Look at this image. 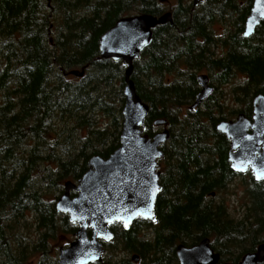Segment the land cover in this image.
Masks as SVG:
<instances>
[{
  "label": "trees",
  "instance_id": "1",
  "mask_svg": "<svg viewBox=\"0 0 264 264\" xmlns=\"http://www.w3.org/2000/svg\"><path fill=\"white\" fill-rule=\"evenodd\" d=\"M172 1L171 23L151 29L130 74L148 107L143 132H154L155 119L167 121L163 189L153 221L137 219L128 230L109 226L113 238L103 243L102 257L120 249L148 264H176L177 242L208 237L221 259L235 261L229 249L253 235V223L264 226V179L242 174L244 217L237 222L223 202L206 198L234 175L227 140L214 125L237 112L250 117L253 95H264V19L243 37L252 0H202L196 7L191 0ZM161 2L0 0V264H24L34 254L35 264H56L49 240L58 231L73 237L76 224L55 211L54 199L64 181L76 182L85 172L91 155L105 158L118 146L121 127L125 65L99 57L98 37L120 17L161 14ZM216 22L228 23L224 34L213 33ZM214 47L222 49L220 55ZM81 68V76L69 74ZM199 72L215 89L239 74L242 82L231 93L242 107L226 108L212 93L203 109L189 110Z\"/></svg>",
  "mask_w": 264,
  "mask_h": 264
},
{
  "label": "water",
  "instance_id": "2",
  "mask_svg": "<svg viewBox=\"0 0 264 264\" xmlns=\"http://www.w3.org/2000/svg\"><path fill=\"white\" fill-rule=\"evenodd\" d=\"M162 1V0H160ZM202 0H191L196 7ZM264 19V0H252L244 21L243 37L253 33ZM171 23L170 11L155 16L139 13L118 18L112 26L98 37V53L103 59L120 60L123 71V104L118 146L105 158L91 155L87 169L76 180H66L63 191L54 200V209L66 215L76 224L73 239L60 246L56 264H92L101 260L102 242L112 239L109 226L119 222L124 230L137 218L154 220V204L160 191L157 159L163 153L160 145L168 139V130L163 128L151 136L143 133L148 107L136 94L130 74L132 62L146 47L156 25ZM79 77L83 68L70 70ZM199 90L194 95L190 110L199 107L213 92L204 73L196 75ZM252 113L247 118L237 113L232 120H219L215 130L229 142L227 160L232 171H249L255 181L264 179V95L256 93L251 100ZM154 125H165V119L153 120ZM249 130V131H248ZM74 192L73 196L69 191ZM179 264H216L218 254L203 238L192 246H176ZM264 259V244L255 252L244 254L236 264H255ZM223 264H233L225 262Z\"/></svg>",
  "mask_w": 264,
  "mask_h": 264
},
{
  "label": "rangeland",
  "instance_id": "3",
  "mask_svg": "<svg viewBox=\"0 0 264 264\" xmlns=\"http://www.w3.org/2000/svg\"><path fill=\"white\" fill-rule=\"evenodd\" d=\"M164 7V11H170V5L172 7V5L174 4V1L172 0H163ZM228 23H224V22H216L212 25V29H213V33L218 36V35H222L224 34V30L227 28ZM214 54L215 55H220L222 52V49L214 47L213 48ZM239 74L234 73L232 75V77L228 80V82L226 84H219L218 87L215 89V91L213 92L214 94H217L221 97L222 99V104L224 106H226V108H233V109H238L241 108L242 105H240L242 102L240 100L236 99V96L234 94L231 93V87L234 86V84L238 83V82H242V79L239 78ZM220 92L222 94H220ZM187 108L184 107L180 114H182ZM203 109L202 106H199L197 108V110H201ZM222 114H227V111L224 109H221ZM234 115H232L231 117H233ZM230 118V117H229ZM167 127V125H166ZM161 126L156 127L154 129L155 130H161ZM243 176V175H242ZM245 179V180H244ZM242 179V177L240 178L239 176H236L234 178V180L231 181V184L228 185L227 187V191L228 194L226 195V202L228 203V205L231 207L230 208V214L233 217L239 216L241 211H242V206L244 205L245 202V197H243V189L245 188V181L247 178ZM31 232L32 228H30ZM146 237H149L148 235H145ZM70 240H72V236H68L67 234H65L64 232H56L54 237L52 239L49 240V251L50 253H53L55 255L56 258V253H57V249L60 246H63L65 244H67ZM36 256L37 254H34L32 257H29L27 259V261L24 264H35L36 262ZM129 258V253L126 254L125 251L120 250V249H112L109 252L108 257L106 256L105 258L101 259V263L100 264H107V261L109 262H113L115 260H120V259H127Z\"/></svg>",
  "mask_w": 264,
  "mask_h": 264
},
{
  "label": "flooded vegetation",
  "instance_id": "4",
  "mask_svg": "<svg viewBox=\"0 0 264 264\" xmlns=\"http://www.w3.org/2000/svg\"><path fill=\"white\" fill-rule=\"evenodd\" d=\"M169 23V22H168ZM199 73H203V72H199ZM198 73V74H199ZM204 74H206L205 72H204ZM207 75V74H206ZM207 77H208V75H207ZM197 83V82H196ZM208 83H209V77H208ZM209 85H211L210 83H209ZM198 86V85H197ZM212 86V85H211ZM213 87V86H212ZM198 90H199V87H198ZM215 91V88L213 87V92ZM212 92V93H213ZM211 93V94H212ZM202 103V102H201ZM201 105V104H200ZM252 107V106H251ZM198 108V107H197ZM190 110V109H189ZM237 113H242V112H237ZM236 113V114H237ZM251 113H252V110H251ZM236 114H234V116L233 117H230V118H227V119H220V120H232V119H234V117L236 116ZM247 117V116H246ZM250 117H251V115H250ZM250 117H247V118H250ZM219 121V120H218ZM167 122V121H166ZM216 124V123H215ZM160 125H158V126H156V127H159ZM162 128L161 129H163V128H165L166 127V125L165 126H161ZM214 128H215V125H214ZM167 130H168V128H167ZM155 131H159V130H155ZM154 131V132H155ZM249 131V130H248ZM153 132V133H154ZM218 132V131H217ZM152 133V134H153ZM220 133V132H219ZM222 134V133H221ZM151 136V135H150ZM225 137V136H224ZM225 139H226V137H225ZM168 140V139H167ZM227 140V139H226ZM165 145H168L167 144V141L164 143V144H162V145H160V149H161V151H162V153H163V155H162V157L164 156V146ZM226 161H227V163H228V167H229V162H228V160H227V152H228V148H229V142H228V140H227V142H226ZM162 157L161 158H159V159H157V166H156V171L158 172V184H159V186H160V191H159V193L162 191V183H160V177H161V172H164V170H165V167H164V164H162L161 162H160V160L162 159ZM164 167V168H163ZM168 168V167H167ZM229 169H230V167H229ZM231 170V169H230ZM232 171V170H231ZM233 173H234V175H233V178H232V180H234V178L236 177V176H239L240 178L242 177V174H244V173H237V172H234V171H232ZM251 174V173H250ZM163 180H164V177H163ZM231 180V181H232ZM260 181V180H259ZM231 184V182L229 183L228 182V184L225 186V188H223V190L220 192V193H218V194H216L215 195V193L214 192H210V194L206 197V198H212V202H223V204L226 206V211L228 212V214H229V217L231 218V219H233L234 221H239V220H242L243 219V217H244V205L242 206V211H241V213H240V215L239 216H236V217H233V216H231V214H230V206L228 205V203L226 202V195L228 194V191L226 190L227 189V187H228V185H230ZM158 193V194H159ZM158 194H157V196H158ZM157 196H156V198H157ZM156 201V200H155ZM137 219H141V218H137ZM137 219H135L130 225H129V227H128V229L133 225V223L137 220ZM142 220H147V219H142ZM147 221H150V220H147ZM114 223H119V222H114ZM113 224V223H112ZM119 225H120V227L122 228V226H121V224L119 223ZM246 225V224H245ZM123 229V228H122ZM128 229H126V230H128ZM124 230V229H123ZM143 232H145V231H143ZM143 232H142V234H143ZM252 233H253V235L252 236H250V237H248V236H246V238H241L240 239V241L242 242V243H240V241L238 242L240 245H241V247L239 248V249H237V248H230L229 249V251H230V254L232 253L231 251H233L234 253H235V257H236V260L235 261H228V260H223V259H221V255L219 254V252L218 251H216V249H214L211 245H210V238H208V237H203V238H207L208 239V243H209V246H210V248L213 250V252L214 253H217L218 254V261H217V263L216 264H223V263H225V262H228V263H233V264H236V263H238L239 262V260L241 259V257L244 255V254H246V253H252V252H255L257 249H258V247L261 245V244H264V226L263 227H260V224L259 223H253V230H252ZM143 236H145V235H143ZM203 238H201L200 240H202ZM144 239H146V236L144 237ZM199 240V241H200ZM199 241H197L196 243H198ZM110 242V241H109ZM104 243H107V242H104ZM196 243H193V244H189V245H184V244H182V243H180V242H177L176 244H175V246H174V249H173V252H174V258H175V262H176V264H179V260H178V258H177V255H176V246L178 245V244H182L183 246H192V245H194V244H196ZM243 243H245V244H243ZM127 253H129V258H127L126 260H128L130 263H132V264H148V259L147 260H141L140 259V257L138 256V254L136 253V252H126V254ZM103 258V257H102ZM102 261L100 260V261H98V262H96L97 264H100ZM114 262H109V261H107V264H113ZM255 264H264V259L263 260H261V261H259V262H257V263H255Z\"/></svg>",
  "mask_w": 264,
  "mask_h": 264
}]
</instances>
